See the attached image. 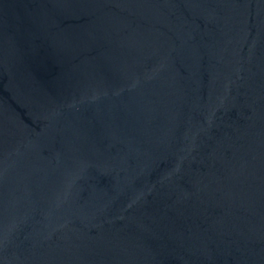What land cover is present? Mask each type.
I'll use <instances>...</instances> for the list:
<instances>
[{"label":"water","instance_id":"water-1","mask_svg":"<svg viewBox=\"0 0 264 264\" xmlns=\"http://www.w3.org/2000/svg\"><path fill=\"white\" fill-rule=\"evenodd\" d=\"M0 264H264V0H0Z\"/></svg>","mask_w":264,"mask_h":264}]
</instances>
